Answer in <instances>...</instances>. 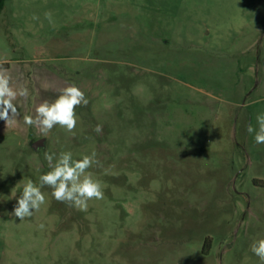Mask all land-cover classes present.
<instances>
[{"label": "rangeland", "instance_id": "374dc122", "mask_svg": "<svg viewBox=\"0 0 264 264\" xmlns=\"http://www.w3.org/2000/svg\"><path fill=\"white\" fill-rule=\"evenodd\" d=\"M4 61L28 95L1 120L0 264H261L264 144L247 127L264 113V0H6ZM71 84L89 101L73 132L24 123ZM65 151L97 154L104 198L82 211L45 187L12 215Z\"/></svg>", "mask_w": 264, "mask_h": 264}, {"label": "clouds", "instance_id": "9594fccd", "mask_svg": "<svg viewBox=\"0 0 264 264\" xmlns=\"http://www.w3.org/2000/svg\"><path fill=\"white\" fill-rule=\"evenodd\" d=\"M45 18L52 23L51 11L45 13ZM33 19L39 18L34 16ZM6 72L7 70L0 65V120L9 123L17 115L12 101L17 95L27 97L28 90L26 88L18 92L14 90ZM88 103L85 93L75 84H71L63 88L54 101L45 100L36 107L34 116L25 115L24 123L38 127L44 135L56 125L73 132L77 125L75 109L78 106L86 107ZM256 121L257 127L249 124L247 132L254 134L255 143L264 144V113L257 114ZM94 131L101 133L102 125H96ZM45 160L50 170L40 175L37 183L29 178L23 186L12 213L19 220L31 217L34 210L38 211L46 203V194L42 191L45 187L52 189L51 196L56 201L67 203L82 211L87 210L88 201L104 198L101 182L94 179L93 174L88 171L94 165L103 166L95 152L84 155L78 160L73 159L70 151L61 152L59 155L45 152ZM43 227L44 225L41 224L40 228ZM250 249L259 258L261 264H264V238L255 240L250 245Z\"/></svg>", "mask_w": 264, "mask_h": 264}, {"label": "crops", "instance_id": "0c3cea01", "mask_svg": "<svg viewBox=\"0 0 264 264\" xmlns=\"http://www.w3.org/2000/svg\"><path fill=\"white\" fill-rule=\"evenodd\" d=\"M13 64H14V62L13 61H4V62H0V65H2V67L4 68V69H6L7 70V72L9 73V72H11V71H13ZM6 72V73H7ZM12 76V75H11ZM15 80H11V87L14 89V90H16V88H15V83L16 82H14ZM14 82V83H13ZM18 92V91H17ZM17 97V96H16ZM5 124V123H4ZM14 124V123H13ZM15 125V124H14ZM8 129L10 130H12V128H13V125H11L10 123H8ZM15 127V130L17 129V130H20L21 129V127H23L22 125L19 127V125H15L14 126ZM5 130L6 128H1V120H0V130Z\"/></svg>", "mask_w": 264, "mask_h": 264}, {"label": "water", "instance_id": "95a60500", "mask_svg": "<svg viewBox=\"0 0 264 264\" xmlns=\"http://www.w3.org/2000/svg\"><path fill=\"white\" fill-rule=\"evenodd\" d=\"M45 139H41L34 144V149L38 150L40 147L44 146Z\"/></svg>", "mask_w": 264, "mask_h": 264}, {"label": "trees", "instance_id": "16d2710c", "mask_svg": "<svg viewBox=\"0 0 264 264\" xmlns=\"http://www.w3.org/2000/svg\"><path fill=\"white\" fill-rule=\"evenodd\" d=\"M6 2V0H0V15H1V12L3 10V7H4V3Z\"/></svg>", "mask_w": 264, "mask_h": 264}]
</instances>
